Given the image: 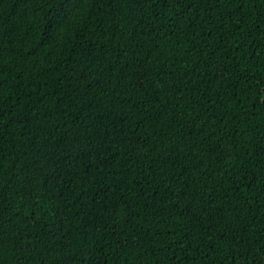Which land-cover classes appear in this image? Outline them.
<instances>
[{"label": "trees", "instance_id": "16d2710c", "mask_svg": "<svg viewBox=\"0 0 264 264\" xmlns=\"http://www.w3.org/2000/svg\"><path fill=\"white\" fill-rule=\"evenodd\" d=\"M0 264H264V0H0Z\"/></svg>", "mask_w": 264, "mask_h": 264}]
</instances>
